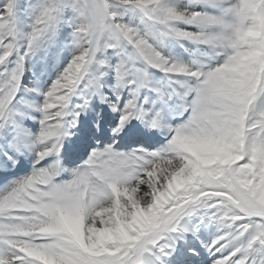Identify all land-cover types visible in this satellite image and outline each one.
<instances>
[{
    "label": "snow or ice",
    "instance_id": "1",
    "mask_svg": "<svg viewBox=\"0 0 264 264\" xmlns=\"http://www.w3.org/2000/svg\"><path fill=\"white\" fill-rule=\"evenodd\" d=\"M0 264H264V0H0Z\"/></svg>",
    "mask_w": 264,
    "mask_h": 264
}]
</instances>
